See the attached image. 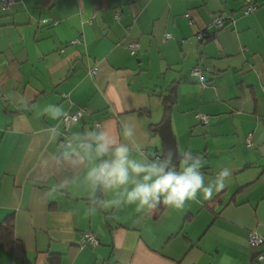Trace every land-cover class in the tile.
Listing matches in <instances>:
<instances>
[{
  "label": "crops",
  "instance_id": "crops-1",
  "mask_svg": "<svg viewBox=\"0 0 264 264\" xmlns=\"http://www.w3.org/2000/svg\"><path fill=\"white\" fill-rule=\"evenodd\" d=\"M253 4L250 14L244 0H17L0 9V264H264V240L249 243L251 232L264 239V0ZM215 16L226 26L210 27ZM49 104L85 111L69 133L108 123L118 135L128 121L153 155L166 152L160 126L170 120L179 152L201 156L206 177L222 166L232 175L180 210L88 215L84 188L51 191L71 169L38 166L65 137L64 117L43 113ZM86 232L100 244H82Z\"/></svg>",
  "mask_w": 264,
  "mask_h": 264
},
{
  "label": "clouds",
  "instance_id": "clouds-1",
  "mask_svg": "<svg viewBox=\"0 0 264 264\" xmlns=\"http://www.w3.org/2000/svg\"><path fill=\"white\" fill-rule=\"evenodd\" d=\"M43 113L52 120L66 115L61 106L52 104ZM120 129L117 135L108 123L83 131L76 128L64 137L56 152L40 158L38 166L43 170H72L51 191L84 188L88 215L131 205L138 210H151L160 204L180 210L198 194L210 199L222 191L232 175L230 167L222 166L208 178L201 170V156L190 151L178 154L172 149L156 156L142 148L133 124L122 121ZM57 135L58 129H53L51 139ZM258 259L264 261V257Z\"/></svg>",
  "mask_w": 264,
  "mask_h": 264
},
{
  "label": "built area",
  "instance_id": "built-area-1",
  "mask_svg": "<svg viewBox=\"0 0 264 264\" xmlns=\"http://www.w3.org/2000/svg\"><path fill=\"white\" fill-rule=\"evenodd\" d=\"M244 1L247 4L246 14L253 13L256 10V6L253 4V0H244ZM16 2L17 0H0V9L8 10ZM123 15L124 13L120 12L118 14V17H122ZM187 17L190 18L191 17L190 14H188ZM190 21H192L191 18H190ZM208 25L210 27L218 26L222 28L226 26V21L222 17L215 16L209 21ZM139 47H140V44L136 42L129 45V48L131 49L133 53H136L139 50ZM96 72H97V68H94L91 70L92 74H96ZM200 73H201V70L199 68H196L194 70V74L199 75ZM84 112L85 111L83 109H79L76 112H71L65 115V117L63 118L65 136L69 134L70 126L73 123H76L81 120V118L84 115ZM200 117L203 118L205 122H209L208 117L202 116V115H200ZM97 125H101V124L98 123ZM156 156H159V154H157ZM263 240H264L263 236L257 232H251L249 234V243L252 247L260 246L263 243ZM81 243L84 245L91 244L94 246H98L100 244V239L95 232H86L83 234L81 238Z\"/></svg>",
  "mask_w": 264,
  "mask_h": 264
},
{
  "label": "water",
  "instance_id": "water-1",
  "mask_svg": "<svg viewBox=\"0 0 264 264\" xmlns=\"http://www.w3.org/2000/svg\"><path fill=\"white\" fill-rule=\"evenodd\" d=\"M160 135L165 143L166 151L168 149H172L173 151L180 153L177 147V141L173 134L172 128H171V122L170 120H167L165 123H163L160 126ZM175 163H178V157L174 161Z\"/></svg>",
  "mask_w": 264,
  "mask_h": 264
},
{
  "label": "trees",
  "instance_id": "trees-1",
  "mask_svg": "<svg viewBox=\"0 0 264 264\" xmlns=\"http://www.w3.org/2000/svg\"><path fill=\"white\" fill-rule=\"evenodd\" d=\"M169 99H170V97H166V100H165V104H166L165 115H166V117L170 116L169 114H170L171 109H172V104L170 102L171 100H169Z\"/></svg>",
  "mask_w": 264,
  "mask_h": 264
}]
</instances>
